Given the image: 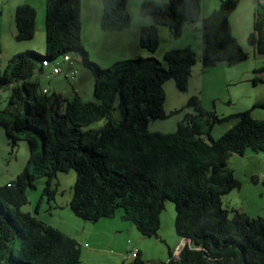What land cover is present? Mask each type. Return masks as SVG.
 <instances>
[{
    "label": "trees",
    "instance_id": "trees-1",
    "mask_svg": "<svg viewBox=\"0 0 264 264\" xmlns=\"http://www.w3.org/2000/svg\"><path fill=\"white\" fill-rule=\"evenodd\" d=\"M101 3L102 31L131 27L129 0ZM239 4L240 0H220L219 8L202 18V0L142 1L140 15L152 17L154 23L141 28L139 44L155 53L161 42L158 26L180 38L187 24L201 21L203 68L234 66L248 58L230 23ZM15 27L17 41L34 39L37 9L29 4L16 7ZM45 31V55L18 53L0 74V85L22 83V88H14L11 107L0 111V127L14 150L21 141L29 147L23 172L0 186V264L81 263L82 249L73 237L22 210L38 178H47L43 194L54 198L52 182L72 169L77 178L70 207L86 222L113 219L122 211L121 219L143 237H159L165 204H175L176 232L188 242L178 257L170 252L166 264H264V217L229 210L221 199L240 187L229 166L231 157L244 155L248 148L264 152V120L250 111L239 113L238 122L215 140L213 126L230 118L206 111L193 96L189 106L196 113L187 114L175 133H151V122L167 117L165 82L174 79L179 91H188L198 61L192 46L167 51V68L154 57L138 56L102 69L83 47L81 0H46ZM248 44L264 56L260 8L254 11ZM72 53H81L94 75L95 102H83L77 92L74 99L61 93L48 96L32 80L43 73L44 61L55 64L62 57L71 59ZM117 111L120 119L115 118ZM101 120L105 123L100 128L86 129ZM123 264L145 261L138 252L132 263Z\"/></svg>",
    "mask_w": 264,
    "mask_h": 264
},
{
    "label": "rangeland",
    "instance_id": "rangeland-1",
    "mask_svg": "<svg viewBox=\"0 0 264 264\" xmlns=\"http://www.w3.org/2000/svg\"><path fill=\"white\" fill-rule=\"evenodd\" d=\"M35 1L38 3L39 0ZM10 7V0H0L2 33L0 74L4 73L8 62L16 54L30 50L45 55L47 48L45 25L42 37H39L38 30L34 39L30 41H17L14 36L11 37L10 24L15 25V15L13 14L11 19ZM256 8L264 10L256 0H242L230 17L233 36L248 53L245 61L231 67L218 64L209 69L203 68L199 58L202 55L201 21L186 25L180 38L173 37L168 27L158 26L161 39L158 50L149 53L146 49H142L141 52L144 53L141 57H154L167 68L164 61V54L167 51L192 46L198 55V61L192 69L187 92L179 91L174 79L165 82L163 108L167 117L152 121L149 125L151 133H161L158 131H163L162 134L175 133L178 123L183 121L187 114L196 113L195 109L189 106V100L193 96L199 98L206 111L214 112L220 118H230L213 126L211 135L215 140L221 138L238 122L235 116L239 113L250 111L254 118L264 120V106H257L264 105V56L255 54L254 49L248 44V38L253 31V15ZM110 42L111 60L107 64L102 58L99 46H94L96 40L90 42L87 39L83 47L89 60L103 69L118 61L136 57L135 51L117 47L119 44L114 45L113 40ZM70 56L71 64L64 62L63 57L56 64L65 73L75 72V76L70 75L67 78L65 73L54 75L51 66L45 68L43 73H36L32 80L38 81L40 91L46 89L48 96L59 93L55 92L57 88L62 90V95L68 99H74L76 97L74 91H77L83 102H95L93 73L84 66L81 53H72ZM18 87L22 88V83L0 85V111L11 107L14 88ZM115 106H118V101ZM115 118L120 119L118 111L115 112ZM104 123V120L94 122L86 129H98ZM28 160V144L21 141L19 147L14 150L4 129L0 127V186L16 179L27 166ZM229 166L240 187L221 197L223 206L229 210L244 211L252 218L264 217V152H254L248 148L242 156L233 155ZM76 178L77 173L73 169L59 173L51 184V189L57 191L54 198L43 194L47 186V178H38L35 181V188L29 189V203L23 206L22 210L32 213L45 224L73 237L82 249L80 264L132 263L135 258L134 253L138 252H141L145 264H166L170 261V252L176 257L182 238L175 229L176 208L173 202L167 201L160 215L159 237H143L130 222L120 221L126 227L117 228L105 226L104 223H98L99 221L98 224L86 222L77 217L70 207ZM118 214L117 217H120L122 211ZM232 215L233 212L230 213V216ZM20 242L21 240L18 239L19 245Z\"/></svg>",
    "mask_w": 264,
    "mask_h": 264
},
{
    "label": "crops",
    "instance_id": "crops-1",
    "mask_svg": "<svg viewBox=\"0 0 264 264\" xmlns=\"http://www.w3.org/2000/svg\"><path fill=\"white\" fill-rule=\"evenodd\" d=\"M145 0H129V12L131 15V27L122 32H104L100 28V19L102 16V3L101 0H97L94 2L93 0H81L82 2V42L84 43L87 39L91 42L93 39L96 40L94 46H99L101 49L102 58L105 59L104 62H110L111 55V42L113 40L114 45L119 44L117 47L130 49V51H135V56H143L141 52L143 51L139 44V35L140 30L144 26H150L154 23L151 17H143L140 15L139 6L140 3ZM157 2H168L167 0H151ZM242 0H240L241 2ZM29 4L34 6L37 9V25L39 37H42V33L44 32L45 25V9H46V0H39L38 3L35 0H10L11 5V19L13 18V14L15 15V9L19 5ZM220 5V0H202V18L208 17L214 10L218 9ZM250 9V6L247 5ZM250 10H253L252 8ZM255 11V10H254ZM2 14V13H1ZM13 21L11 20V23ZM194 24V23H193ZM188 25V24H187ZM11 37H15L16 27L13 23L10 24ZM1 29H0V37H1ZM108 40V43H106ZM118 42V43H116ZM108 45V46H107ZM115 48V47H114ZM245 48V47H244ZM202 56V55H201ZM201 56L199 58H201ZM46 90V89H45ZM44 90V91H45ZM55 92L63 93L62 90L55 89ZM77 91H74V93ZM76 94V93H75ZM79 94V93H77ZM163 133V131H158ZM119 219V220H116ZM119 221V222H118ZM127 222L121 219V217H115L113 219H102L98 223H104L103 225L117 228H125V224H121V222ZM97 223V224H98ZM118 264V263H114Z\"/></svg>",
    "mask_w": 264,
    "mask_h": 264
},
{
    "label": "built area",
    "instance_id": "built-area-1",
    "mask_svg": "<svg viewBox=\"0 0 264 264\" xmlns=\"http://www.w3.org/2000/svg\"><path fill=\"white\" fill-rule=\"evenodd\" d=\"M260 1H261V3L264 4V0H260ZM64 62L70 64L71 59H70L69 57H65V58H64ZM43 65H44L46 68L52 66V67H53V68H52V69H53L52 72H53L54 75H59V74L65 73L64 70H63L58 64H56V63H55V64H50L48 61H44ZM70 72H71V71H70ZM65 75H66L67 78H68L70 75L75 76V72H71V73L66 72ZM44 92L46 93L47 91L45 90ZM134 256H137V253H134Z\"/></svg>",
    "mask_w": 264,
    "mask_h": 264
},
{
    "label": "water",
    "instance_id": "water-1",
    "mask_svg": "<svg viewBox=\"0 0 264 264\" xmlns=\"http://www.w3.org/2000/svg\"><path fill=\"white\" fill-rule=\"evenodd\" d=\"M188 240L187 239H182V242L179 246V248L177 249V252H176V256L178 257L180 252L183 250V248L185 247V245L187 244Z\"/></svg>",
    "mask_w": 264,
    "mask_h": 264
}]
</instances>
